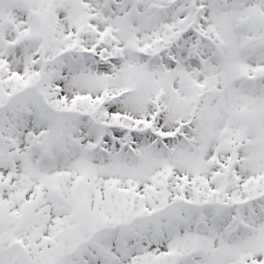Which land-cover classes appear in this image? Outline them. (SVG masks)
I'll list each match as a JSON object with an SVG mask.
<instances>
[{
  "label": "snow or ice",
  "instance_id": "obj_1",
  "mask_svg": "<svg viewBox=\"0 0 264 264\" xmlns=\"http://www.w3.org/2000/svg\"><path fill=\"white\" fill-rule=\"evenodd\" d=\"M0 264H264V0H0Z\"/></svg>",
  "mask_w": 264,
  "mask_h": 264
}]
</instances>
